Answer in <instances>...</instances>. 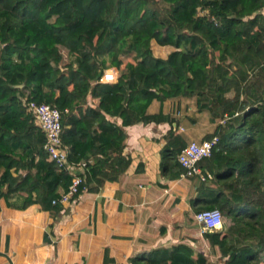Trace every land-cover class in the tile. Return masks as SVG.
I'll return each mask as SVG.
<instances>
[{"label": "trees", "instance_id": "16d2710c", "mask_svg": "<svg viewBox=\"0 0 264 264\" xmlns=\"http://www.w3.org/2000/svg\"><path fill=\"white\" fill-rule=\"evenodd\" d=\"M263 11L264 0H0V201L38 206L55 222L73 181L48 160L22 99L60 112L68 162L85 163L75 202L127 171L124 129L135 124H169L160 171L180 177L177 155L188 143L177 121L147 110L154 100L194 98L216 123L202 141L218 138L198 165L212 175L197 180L203 210L231 222L202 236L220 264H264ZM151 42L174 50L155 57ZM108 68L119 72L115 83L100 81ZM128 262L210 264L183 244Z\"/></svg>", "mask_w": 264, "mask_h": 264}, {"label": "crops", "instance_id": "0c3cea01", "mask_svg": "<svg viewBox=\"0 0 264 264\" xmlns=\"http://www.w3.org/2000/svg\"><path fill=\"white\" fill-rule=\"evenodd\" d=\"M155 44L151 42V49L154 56L160 50L159 58L174 50ZM62 53L65 61L73 59ZM105 71L115 83L118 70ZM147 113H162L177 121L186 143L202 141L216 127L207 112L196 109L194 98L154 100ZM124 130L122 155L131 160L127 171L118 181L106 182L98 193H83L72 205H65L55 222L38 206L20 211L17 198L0 201V264H130L136 254L178 244L214 264L217 256L195 217L206 206L197 179H173L160 171L169 124H135ZM100 158H90L89 163ZM138 168L142 170L136 172Z\"/></svg>", "mask_w": 264, "mask_h": 264}, {"label": "built area", "instance_id": "2783aa9c", "mask_svg": "<svg viewBox=\"0 0 264 264\" xmlns=\"http://www.w3.org/2000/svg\"><path fill=\"white\" fill-rule=\"evenodd\" d=\"M114 80V76L106 71H104L100 79L103 83H112ZM22 104L26 113L31 116L34 125L44 135L45 143L43 149L48 156V160L56 163L58 171H66L73 178L67 193L61 195L58 201L63 207L65 205L70 206L74 203L72 201L75 194L78 192V186L83 183V177L81 176L85 163L72 165L68 162L67 148L63 145L61 139V114L58 110L46 104L25 102L24 99H22ZM225 120L226 119L219 123L223 124ZM217 143V137H213L211 140L207 141L189 142L177 155V162L184 170L181 176L200 181L211 180L212 175L208 171L201 169L198 165L202 159L211 156L212 150ZM195 217L204 233L219 232L223 229V216L218 209L201 211L197 213Z\"/></svg>", "mask_w": 264, "mask_h": 264}, {"label": "rangeland", "instance_id": "374dc122", "mask_svg": "<svg viewBox=\"0 0 264 264\" xmlns=\"http://www.w3.org/2000/svg\"><path fill=\"white\" fill-rule=\"evenodd\" d=\"M162 6H163V4H161ZM154 43V42H153ZM156 46H158L157 44H155ZM167 48H171L170 46H166ZM158 48H162L161 46H158ZM171 51L173 50L172 48L170 49ZM155 53H156V55H155V57H158L157 55H159V53H160V50H157V51H155ZM161 54H163V53H161ZM164 56L166 55V54H163ZM189 115H190V113H189ZM185 117H188V118H190L189 116H185ZM184 117V118H185ZM183 120H185V119H183ZM186 121V120H185ZM223 216V225L225 226V227H227L231 222L229 221V219H227L226 217H224V215H222ZM214 264H218V261L216 260L215 262H214Z\"/></svg>", "mask_w": 264, "mask_h": 264}, {"label": "water", "instance_id": "95a60500", "mask_svg": "<svg viewBox=\"0 0 264 264\" xmlns=\"http://www.w3.org/2000/svg\"><path fill=\"white\" fill-rule=\"evenodd\" d=\"M22 87H23V85L18 86V88H22Z\"/></svg>", "mask_w": 264, "mask_h": 264}]
</instances>
